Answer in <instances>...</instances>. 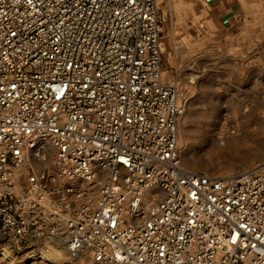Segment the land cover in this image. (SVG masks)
<instances>
[{"label":"built area","instance_id":"built-area-1","mask_svg":"<svg viewBox=\"0 0 264 264\" xmlns=\"http://www.w3.org/2000/svg\"><path fill=\"white\" fill-rule=\"evenodd\" d=\"M161 24L157 0H0L3 237L61 235L91 264H264V159L182 165Z\"/></svg>","mask_w":264,"mask_h":264},{"label":"rangeland","instance_id":"rangeland-1","mask_svg":"<svg viewBox=\"0 0 264 264\" xmlns=\"http://www.w3.org/2000/svg\"><path fill=\"white\" fill-rule=\"evenodd\" d=\"M157 7L163 76L184 102L180 162L211 175L249 169L264 159V0H250L237 24L218 19L206 0H157ZM236 126L253 132L247 144L228 142ZM58 263L91 264L86 255L68 256L61 235L15 241L0 234V264Z\"/></svg>","mask_w":264,"mask_h":264},{"label":"crops","instance_id":"crops-1","mask_svg":"<svg viewBox=\"0 0 264 264\" xmlns=\"http://www.w3.org/2000/svg\"><path fill=\"white\" fill-rule=\"evenodd\" d=\"M206 2L218 19L229 21L230 24L239 23L250 5V0H206ZM251 23L249 25H255Z\"/></svg>","mask_w":264,"mask_h":264},{"label":"bare ground","instance_id":"bare-ground-1","mask_svg":"<svg viewBox=\"0 0 264 264\" xmlns=\"http://www.w3.org/2000/svg\"><path fill=\"white\" fill-rule=\"evenodd\" d=\"M238 130H239L238 129V126H236L235 130H233V131H231V132H229L227 134V138H229V141L228 142L237 143V144H240V143L241 144H247L249 142V140H250L253 132L250 129H248L247 127H245V129H243V131L241 133L240 132H237ZM249 146H251V145H249ZM50 148L51 147H49V149ZM41 256L42 257H45L46 259H48V257L46 255H44V254H42Z\"/></svg>","mask_w":264,"mask_h":264}]
</instances>
